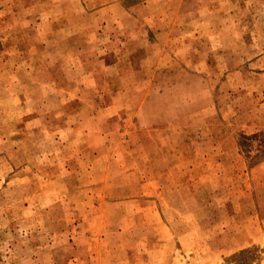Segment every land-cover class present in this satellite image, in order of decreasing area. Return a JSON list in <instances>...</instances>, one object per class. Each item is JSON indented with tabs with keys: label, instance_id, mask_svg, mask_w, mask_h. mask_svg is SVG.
Returning <instances> with one entry per match:
<instances>
[{
	"label": "rangeland",
	"instance_id": "1",
	"mask_svg": "<svg viewBox=\"0 0 264 264\" xmlns=\"http://www.w3.org/2000/svg\"><path fill=\"white\" fill-rule=\"evenodd\" d=\"M264 264V0H0V264Z\"/></svg>",
	"mask_w": 264,
	"mask_h": 264
},
{
	"label": "crops",
	"instance_id": "2",
	"mask_svg": "<svg viewBox=\"0 0 264 264\" xmlns=\"http://www.w3.org/2000/svg\"><path fill=\"white\" fill-rule=\"evenodd\" d=\"M97 262H96V264H107V262H108V260L106 261V260H102V259H100V258H97V260H96Z\"/></svg>",
	"mask_w": 264,
	"mask_h": 264
}]
</instances>
